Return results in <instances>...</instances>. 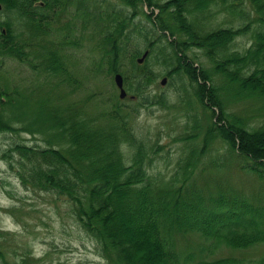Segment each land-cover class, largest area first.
<instances>
[{"label": "trees", "instance_id": "trees-1", "mask_svg": "<svg viewBox=\"0 0 264 264\" xmlns=\"http://www.w3.org/2000/svg\"><path fill=\"white\" fill-rule=\"evenodd\" d=\"M117 1L123 9L105 0H99V6L80 0L76 7L85 17L84 27L88 20L94 22L100 52L95 71L108 75L122 72L127 89L137 98L123 104L111 93L101 100L103 108L93 112L83 101L55 104L50 92L39 90V86L35 97V88L19 89L1 76L0 132L39 134L45 144L40 147L12 141L1 157L9 167L16 168L22 184L73 200L76 221L97 242L109 264H186L191 253L183 254L176 247L178 235L196 234L211 239L214 245L236 248L264 242V0H246L248 9L243 0ZM0 3V15L5 14L0 19V69L9 60L23 63L43 77L44 86L49 77L72 85L67 90L71 95L73 84L79 81L64 65L60 52L64 47L49 42L51 21L69 8L70 0ZM144 5L151 8L149 12L142 9ZM205 11L211 14L209 18L201 14ZM220 11L239 23L221 26L212 22ZM138 14L162 32L157 38L158 53L156 40H147L142 52L137 48L132 33L140 30H134L136 25L129 26ZM210 18L211 28L206 24ZM166 32L173 39L162 43ZM237 36H247L249 46L234 50ZM132 40L136 47L128 51L127 41ZM191 47L204 50L211 71L189 57L187 50ZM145 51L141 64L138 56ZM151 56L167 67L166 76L173 79L179 75L186 80L182 84L190 104L196 102L210 110L211 122L202 145L208 139L211 148L218 141L224 144L228 157L235 159L239 170L254 174L262 183L260 187L247 195L217 176L224 166L217 156L211 158V171L216 174H211V191L205 197L202 189L188 183L198 160L193 149L167 183L153 184L145 163L148 145L132 124L141 105L168 102L167 94L152 96L148 89L158 76L149 63ZM242 100L250 105L244 115L230 109V103ZM27 112L32 117L40 112L37 126L34 117L31 121L26 118ZM259 112L263 113L260 121ZM124 144L131 149L129 164L124 161ZM238 261L223 257L192 264ZM15 264H30L29 257H21Z\"/></svg>", "mask_w": 264, "mask_h": 264}, {"label": "rangeland", "instance_id": "rangeland-1", "mask_svg": "<svg viewBox=\"0 0 264 264\" xmlns=\"http://www.w3.org/2000/svg\"><path fill=\"white\" fill-rule=\"evenodd\" d=\"M78 1L80 0H70L69 8L61 11L55 21H51L49 35V42H52L53 46L58 44L64 47L60 51L63 54L64 65L79 81L73 84L75 88L71 95H67V90L72 89V85L69 86L49 77V83L47 82L44 86L42 85L44 79L41 75L36 74V71H32L27 65L12 60L2 65L0 78L3 76L5 80L16 84L19 89L30 91L35 88V97L38 95L36 90L38 86L39 90L45 88L44 92H50L55 104H64L69 100L83 101L93 112L103 108L101 100L111 93H115L123 104H131L132 100L137 97L127 89L124 80L125 95L120 96V88L115 81V74L119 72L108 75L105 72L95 71L100 58L97 48L98 36L93 32V20H88L86 28L83 26L85 17L77 10ZM86 1L98 6L102 3L99 0ZM105 2L114 4L116 9H123L117 0H105ZM243 5L248 9L246 0H243ZM103 8H106L104 4ZM142 9L149 12L151 8L144 5ZM130 10L129 8L128 11ZM124 11L128 12L126 9ZM154 11L158 10L154 8ZM201 14L204 17L211 16L207 12ZM4 15L3 12L0 19L5 18ZM214 21L221 26H235L239 23L225 11L216 13L212 22ZM206 24L211 28V18ZM65 25L68 28L64 30ZM133 25L140 27L134 29L140 30L139 32L133 31L132 33L133 39H137L135 41L137 48L142 52L146 49L147 40H156L155 50L157 52L160 43L157 38L162 32L153 27L152 23L140 14L135 15L129 27ZM166 35L167 38L160 39L162 43L168 38L173 39L167 32ZM250 42L247 36H237L233 42V48L241 50L248 47ZM136 46L133 40L130 43L127 41L128 51H132ZM187 54L194 59L196 64L211 71V61L202 48L191 47L187 50ZM126 55L128 56V53ZM159 56L162 58V54ZM145 57L139 63L142 64ZM123 60L125 62L127 57ZM149 63L158 76L148 89L152 90V96L167 94L168 102L166 105L160 103L141 105L138 116L132 119V124L138 137H142L148 145L149 155L145 163L153 184L154 182L157 185L167 183L173 177L176 166L183 164L184 157L189 156L193 149L196 151L198 160L188 183L193 184L195 188L202 189L205 197L211 191V174H216L215 170L211 171V158L217 156L224 163L217 176L234 183L237 190H242L247 195L258 188L257 185L260 187L262 183L254 174L239 170L235 159L228 157L227 147L224 144L218 141L217 146L211 148V139H208V142L205 141L202 145V137L205 136L211 122V112L201 104L189 103V98L184 96L182 84L186 80L180 78L179 75H174L173 79L166 76L167 67L162 63H156L155 56L149 58ZM120 74L122 75V72ZM163 78H165L164 83H162ZM230 105L232 111L241 115H244L250 108L245 100L230 103ZM39 114L40 112L33 116L36 126ZM259 114L258 120L260 121L263 113L259 112ZM26 115V118L31 121L33 118L31 113L27 112ZM18 125L21 126L22 123ZM191 135H193L192 139L186 138ZM40 137L39 134L27 131H17L13 134L0 132V256L4 257L5 262L0 257V264H15L26 255L29 257L30 264H109L98 250L97 242L76 221L73 214V200L67 199L63 194H52L49 191L22 184L16 174V168L9 167L6 160L1 157L2 151L12 141L45 146ZM200 147L205 149L200 151ZM122 152L125 164H129L131 149L124 144ZM196 159L197 157L194 158L193 154L192 160ZM179 175H183V170H179ZM179 175H176L177 179H180ZM216 180L218 179H215L213 183ZM176 247L181 249L183 254L191 253V259L186 264L202 259L208 261L223 257L238 259L240 260L238 264H264V242L246 248H236L223 243L214 245L211 239L205 240L196 234H189L178 235Z\"/></svg>", "mask_w": 264, "mask_h": 264}, {"label": "water", "instance_id": "water-1", "mask_svg": "<svg viewBox=\"0 0 264 264\" xmlns=\"http://www.w3.org/2000/svg\"><path fill=\"white\" fill-rule=\"evenodd\" d=\"M0 8H1V4H0ZM147 51H145L142 55V57L138 58V61L141 62L144 58V56L146 55ZM115 81L117 83V86L120 88V96L123 97L125 95V91L123 89V78L122 75L120 73H116L115 74ZM165 82V78L162 79V83Z\"/></svg>", "mask_w": 264, "mask_h": 264}]
</instances>
